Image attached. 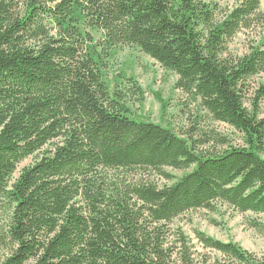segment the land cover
I'll use <instances>...</instances> for the list:
<instances>
[{
	"label": "trees",
	"instance_id": "obj_1",
	"mask_svg": "<svg viewBox=\"0 0 264 264\" xmlns=\"http://www.w3.org/2000/svg\"><path fill=\"white\" fill-rule=\"evenodd\" d=\"M258 27L260 0L227 11L211 0H0V264H264L235 241L194 229V243L172 225L222 205L264 214V83L245 105L264 36L229 50ZM122 45L176 74L175 89L204 111L186 131L131 114L135 79L106 78ZM205 117L241 141L202 128Z\"/></svg>",
	"mask_w": 264,
	"mask_h": 264
},
{
	"label": "rangeland",
	"instance_id": "obj_2",
	"mask_svg": "<svg viewBox=\"0 0 264 264\" xmlns=\"http://www.w3.org/2000/svg\"><path fill=\"white\" fill-rule=\"evenodd\" d=\"M211 1L216 2L225 11L239 2V0ZM260 9L264 13V0H260ZM262 36H264V27L239 32L229 42V50L233 54H245ZM121 74H124L127 78H134L136 84L142 90L141 96L133 95L131 92H127L126 95L125 104L135 117L145 118L156 123L161 122L164 125L172 126L176 131H186L191 127L194 116L202 111L184 93L175 89L176 74L164 69L154 59L135 46L122 45L115 49L114 56L110 58L108 67H106V78L109 83H113L112 79ZM124 82L126 83V81ZM261 83H264V71L249 79V88L245 94V105L249 109L256 101V90ZM182 104H184L183 110L181 109ZM259 108L260 115H264V98L260 100ZM201 113H204V111ZM204 122L205 125L201 122L202 128H213L222 134L228 135L233 143L241 141L239 133L227 124L214 122L209 117H205ZM55 142L52 141L46 144L38 152L20 162L12 178L14 179L24 166L31 165L44 152L53 149ZM172 172L180 174L177 171ZM251 220L264 225V214L240 213L222 205L214 213L204 209L189 211L174 219L172 225L182 228L194 243H196V240L193 230L198 229L224 242L235 241L248 251L258 256H264V233L251 227L249 223ZM211 222L216 224L213 225ZM198 250L201 251V248L198 247ZM5 254L6 250L0 247V260Z\"/></svg>",
	"mask_w": 264,
	"mask_h": 264
}]
</instances>
